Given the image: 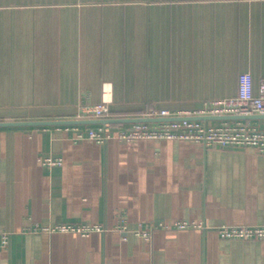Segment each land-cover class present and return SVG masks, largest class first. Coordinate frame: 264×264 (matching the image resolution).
<instances>
[{
    "label": "crops",
    "instance_id": "crops-1",
    "mask_svg": "<svg viewBox=\"0 0 264 264\" xmlns=\"http://www.w3.org/2000/svg\"><path fill=\"white\" fill-rule=\"evenodd\" d=\"M243 75L264 79V0H0V121L78 118L104 100L106 117L197 114ZM98 125L0 126V264H264V238L218 232L264 226V153L78 138Z\"/></svg>",
    "mask_w": 264,
    "mask_h": 264
},
{
    "label": "built area",
    "instance_id": "built-area-1",
    "mask_svg": "<svg viewBox=\"0 0 264 264\" xmlns=\"http://www.w3.org/2000/svg\"><path fill=\"white\" fill-rule=\"evenodd\" d=\"M110 112V102L104 100L98 103L83 104L78 118L106 117ZM264 113V79L256 87L249 75L240 79L238 93L235 96L213 99L197 114H253ZM181 114V115H190ZM168 110H152L147 116H170ZM78 138H89L99 143H105L111 138L133 142L142 139H189L202 142L207 146L219 145L222 147H253L264 153V128L252 120H224L208 124L203 120H175L165 122H136L128 127H108L106 124L86 128L76 127ZM39 159L44 165H61V157L52 155L41 156ZM193 225L188 221H178L173 227L186 228ZM168 227L163 222L153 223L137 231L146 239H151L156 227ZM124 229L125 225L122 226ZM55 228L61 231H72L88 234L94 230H101V225L91 224H60ZM32 230L38 231V227ZM221 237L227 239H263L264 226L256 225H227L218 227ZM6 242V237L4 238Z\"/></svg>",
    "mask_w": 264,
    "mask_h": 264
},
{
    "label": "water",
    "instance_id": "water-1",
    "mask_svg": "<svg viewBox=\"0 0 264 264\" xmlns=\"http://www.w3.org/2000/svg\"><path fill=\"white\" fill-rule=\"evenodd\" d=\"M249 120L264 119V113L253 114H190L170 116H139V117H100V118H72V119H42V120H16L0 121V126L8 125H59V124H109L123 122H165L175 120Z\"/></svg>",
    "mask_w": 264,
    "mask_h": 264
}]
</instances>
